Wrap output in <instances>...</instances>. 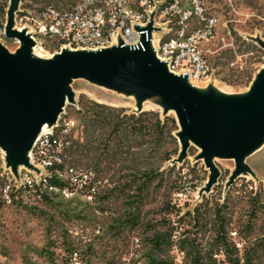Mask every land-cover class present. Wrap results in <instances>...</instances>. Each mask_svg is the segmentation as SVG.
Masks as SVG:
<instances>
[{
    "label": "rangeland",
    "instance_id": "1",
    "mask_svg": "<svg viewBox=\"0 0 264 264\" xmlns=\"http://www.w3.org/2000/svg\"><path fill=\"white\" fill-rule=\"evenodd\" d=\"M204 2L207 13L218 19L214 37L206 44L212 75L191 82L201 91L215 86L220 101L240 99L264 67V0ZM20 3L28 16H37L48 4H71ZM9 5L7 0L5 18L0 16V42L15 52L20 43L5 33ZM62 47L42 41L37 50L49 55ZM70 88L74 102L66 104L63 114L73 123L67 137L69 144L73 140L84 149L71 156L64 151L66 166L74 169L64 173L68 191L46 193L42 200L30 193L16 195L11 202L0 196V264H146L150 257L190 264L189 252L203 261L228 264L220 250L224 246L240 256L246 251L254 262L264 264V143L245 157L250 171L235 178L236 160L215 158L218 176L212 183L200 150L191 146L182 157L178 138L180 149L174 153L177 144L168 135L156 143L105 125L90 136L94 127L86 126L84 103L92 100L117 108L115 114H122V108L137 114L134 95L80 78L73 79ZM162 102L160 96L149 97L141 107L163 118ZM168 115L175 117L173 112ZM167 155L172 158L164 161ZM5 156L0 147V174H13ZM23 167L19 165L17 173ZM88 171L93 173L89 187L80 189ZM157 234L165 238L160 247L154 243Z\"/></svg>",
    "mask_w": 264,
    "mask_h": 264
},
{
    "label": "water",
    "instance_id": "2",
    "mask_svg": "<svg viewBox=\"0 0 264 264\" xmlns=\"http://www.w3.org/2000/svg\"><path fill=\"white\" fill-rule=\"evenodd\" d=\"M20 2L10 0L5 24L6 35L20 46L13 53L0 42V147L15 175L21 164L35 169L28 153L43 125H55L66 104L74 102L70 83L79 78L134 95L138 113L143 100L160 96L164 116L174 111L180 125L181 156L196 146L212 183L218 176L215 158L236 160L233 178L250 171L244 159L264 143V67L242 98L220 101L215 86L201 91L188 75L170 71L155 57L152 33L159 28L153 21L137 51L120 41L98 50H63L40 65L29 55L35 41L27 28H15Z\"/></svg>",
    "mask_w": 264,
    "mask_h": 264
},
{
    "label": "built area",
    "instance_id": "3",
    "mask_svg": "<svg viewBox=\"0 0 264 264\" xmlns=\"http://www.w3.org/2000/svg\"><path fill=\"white\" fill-rule=\"evenodd\" d=\"M22 12L19 7L15 28H27L37 47L42 41L92 50L109 48L120 41L142 45V34L153 21V27L161 29L152 33L154 51L170 71L201 82L212 75L206 44L214 37L218 19L207 13L204 0H77L65 7L48 4L37 16ZM63 114L65 110L55 125L37 136L29 154L35 169L23 167L18 178L10 172L0 174V196L5 201L25 193L38 200L57 190L67 193L70 184L64 181V173H73L74 169L66 166L63 154L73 123ZM83 175L80 189L89 187L87 179L93 173Z\"/></svg>",
    "mask_w": 264,
    "mask_h": 264
},
{
    "label": "trees",
    "instance_id": "4",
    "mask_svg": "<svg viewBox=\"0 0 264 264\" xmlns=\"http://www.w3.org/2000/svg\"><path fill=\"white\" fill-rule=\"evenodd\" d=\"M50 1L52 0H49V2ZM57 1H64L65 3L68 2L71 4L74 3V1L72 2L70 0ZM6 8L7 0H0V16L3 17V19L5 18ZM51 42L55 43L53 41ZM84 105L86 108V126L94 127V130L90 135L91 137L95 136L97 126L103 127L105 125L110 126L116 133H119L121 131L131 132L133 135L139 136L141 139L148 136L149 138L154 139L156 143H160L163 138L168 135L172 138L173 142L177 144V148L175 149L174 153L179 152L180 147L178 144V140L177 137L173 134V132L178 129V125L175 117L171 115H166L162 118L160 113L155 110H143L137 114H128L125 113V109L123 108L122 114H115L114 111H117V108H113L102 103H96L92 100H88L87 103H84ZM82 146L83 144H76L75 141L71 140L68 148H66L65 151L68 149L70 156L75 154L76 152L82 153L84 149V147ZM63 155L65 156V152ZM171 158V155H167L164 161L170 160ZM64 160H66L65 157ZM53 182H57V180H53ZM60 184L63 185L64 183ZM218 234L219 236L221 235L220 230H218ZM154 243L155 246L160 247L165 243V238L157 234L154 238ZM222 249H224V253L226 256L225 258L228 264H257L252 260V257L246 251H244L243 255L240 256L239 253L230 252L228 246L220 247V250ZM189 254L191 255L190 264H217L216 261H203L200 256L193 255L191 252H189ZM146 264H175V262L164 257H150Z\"/></svg>",
    "mask_w": 264,
    "mask_h": 264
},
{
    "label": "bare ground",
    "instance_id": "5",
    "mask_svg": "<svg viewBox=\"0 0 264 264\" xmlns=\"http://www.w3.org/2000/svg\"><path fill=\"white\" fill-rule=\"evenodd\" d=\"M21 30V29H20ZM19 42V41H18ZM20 43V42H19ZM139 44H136V43H132V44H128L127 45V49L131 50V51H137L139 49ZM8 49V48H7ZM37 49H41L40 47H37V46H32L29 50V55L32 59H34L35 61H37L40 65H43L45 63H47V61L49 59H53L55 57L56 54L60 53L61 51L63 50H71V51H77V50H84V48H68V46H63L62 49L58 52H56L55 54H47L45 55L43 52L41 51H38ZM9 50V49H8ZM14 53V52H13ZM155 57L159 60V61H162L158 56L157 54L155 55ZM191 81V80H190ZM192 83V82H191ZM225 92V91H224ZM226 94H228V92H225ZM161 107L163 108V106L161 105ZM174 114L175 112L172 111ZM50 124L49 123H46L43 125L41 131H43L44 129H46ZM30 154V152L28 153V155Z\"/></svg>",
    "mask_w": 264,
    "mask_h": 264
}]
</instances>
